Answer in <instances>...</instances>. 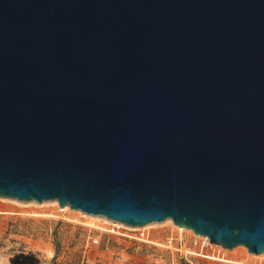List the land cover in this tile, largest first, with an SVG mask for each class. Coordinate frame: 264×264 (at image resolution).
<instances>
[{
	"label": "water",
	"instance_id": "95a60500",
	"mask_svg": "<svg viewBox=\"0 0 264 264\" xmlns=\"http://www.w3.org/2000/svg\"><path fill=\"white\" fill-rule=\"evenodd\" d=\"M0 198L264 252V0H0Z\"/></svg>",
	"mask_w": 264,
	"mask_h": 264
},
{
	"label": "rangeland",
	"instance_id": "374dc122",
	"mask_svg": "<svg viewBox=\"0 0 264 264\" xmlns=\"http://www.w3.org/2000/svg\"><path fill=\"white\" fill-rule=\"evenodd\" d=\"M53 202L0 198V264H264V252L205 245L172 221L131 228L99 217L89 226L86 214Z\"/></svg>",
	"mask_w": 264,
	"mask_h": 264
},
{
	"label": "bare ground",
	"instance_id": "6f19581e",
	"mask_svg": "<svg viewBox=\"0 0 264 264\" xmlns=\"http://www.w3.org/2000/svg\"><path fill=\"white\" fill-rule=\"evenodd\" d=\"M53 202V201H52ZM56 201H54L53 203H55ZM64 210H67V208H65ZM64 210H62V211H64ZM81 214V213H80ZM84 217L86 218V223L85 224H87V225H89V226H96V222L98 221H101L100 219H99V217H97V219L96 218H93V216H88V215H84ZM76 220H78L77 218H76ZM166 223H170L171 225H173L172 224V222H171V220L170 219H167L166 221H165ZM165 222H163V223H165ZM154 223H150L149 225L147 224L145 227H143V228H146V227H149L150 225H153ZM177 228V230H179L178 229V226L176 227ZM180 232H182V231H180ZM198 236V235H197ZM206 257H208V256H206ZM209 258V257H208Z\"/></svg>",
	"mask_w": 264,
	"mask_h": 264
},
{
	"label": "built area",
	"instance_id": "2783aa9c",
	"mask_svg": "<svg viewBox=\"0 0 264 264\" xmlns=\"http://www.w3.org/2000/svg\"><path fill=\"white\" fill-rule=\"evenodd\" d=\"M205 239H206V238H205ZM206 241H207V243H209L207 239H206ZM205 245H209V244H206V243H205Z\"/></svg>",
	"mask_w": 264,
	"mask_h": 264
}]
</instances>
